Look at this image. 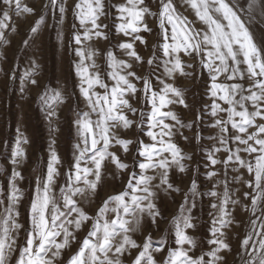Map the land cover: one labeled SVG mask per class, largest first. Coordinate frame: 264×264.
Returning <instances> with one entry per match:
<instances>
[{
  "label": "snow or ice",
  "instance_id": "6c2138e0",
  "mask_svg": "<svg viewBox=\"0 0 264 264\" xmlns=\"http://www.w3.org/2000/svg\"><path fill=\"white\" fill-rule=\"evenodd\" d=\"M185 3L195 11L197 19L206 27L199 30L191 27L187 18L176 11L173 0H159L158 20L164 42L158 47L163 51V55L169 58L164 64V75L169 78H173L176 73L182 76L190 75L185 69L192 68L193 65L182 61L181 52L186 56L201 57L202 68L209 70L212 80L210 94L213 98L210 115L217 117L219 113L226 112L227 119H216L214 124L210 125L219 128L220 135L209 137V139L217 140L220 146L208 152L207 160L210 162V167L223 165L224 179L219 183L223 185L224 191L222 195L215 190H209L206 193L210 197L220 199L219 204L211 205L215 213L210 229L212 238L208 243L215 247L205 254L211 259H206L205 255L196 258L189 255L196 247V241L187 234L186 230L196 227L191 215V209L196 205L193 202L190 207H186L189 197L185 194V204H181L180 213L173 219L174 243L177 247L168 250V257L164 264H217L218 261L223 260V257L219 255L220 252L231 251L229 245L222 239L224 236L222 229L232 222L229 219L231 212L227 206L229 203L233 205L239 203L237 200H232L229 194L227 179L229 166L236 164L239 168L246 169L252 177L244 183L252 189L254 195L245 192L244 197L248 198L251 195L253 215L257 212L260 201L264 199V123L256 124L257 118L264 120V47L257 46L249 26L228 0H185ZM3 5L12 9L16 15L32 14L34 11L28 6H22L21 0H3ZM56 7L59 8L62 21L63 14L67 10L64 0H61L59 5L58 0H48V4L45 5V8ZM248 8L250 13L258 9L261 17L264 18V0H250ZM72 11L79 21L80 28L83 29L82 34L79 31L73 34L74 43L81 46L75 50L80 58L76 65L77 75L80 78V93L87 101L91 113L97 115V119L93 121L90 113L85 112L76 121L78 135L84 147L81 148L80 144L75 146L79 155L75 157V163L70 166L66 187L60 189V199L63 200L64 210H61L57 198L52 193V186L58 175L55 165L59 164V158L54 151L51 152L46 178L43 181L37 180L30 205L32 227L26 234L25 246L20 249L17 264H54L61 250L69 245L70 239H75L69 226L74 225L75 229L79 230L82 224L89 220L92 221L91 230L84 238L79 250L71 256L68 264H122L120 256L130 252L131 249L138 250L132 264H156L152 252L163 251L166 241L161 239L160 247L153 248L152 239L149 236L141 246L131 238L129 233L138 230L143 216L150 217L153 224L160 216V211L154 202L156 193L152 190V181L156 179V176L147 175L148 170H162L158 173L160 184L155 187L166 186L165 191H180L169 182V169L176 166L180 172H185L187 169L181 161L190 160L191 157H185L171 141V137L175 134L173 132L175 125L165 123V120L170 118L181 127L184 125L172 111H162V109L173 103H179L185 107L187 105L180 89L160 81L163 87L158 92L154 91L150 79H143L130 71L132 64L117 59L111 51L106 55L108 67L111 69L108 76L114 81L112 86L109 87L104 83L98 70L90 72V68H97L93 59L96 53L90 49L86 52L82 44L83 41L91 40L93 37L107 39L103 29L108 25L99 23L101 16L106 17L105 3L104 0H76ZM155 15L157 14L151 12L146 0H123L116 5L115 30L125 37L132 38V42L119 43L118 48L138 63H142L143 58L135 51L134 43L137 40L146 43L139 33L151 31L146 23V17ZM10 19L9 12L4 11L0 18V40L4 38V29L8 27L7 22ZM43 22L44 17L41 16L30 32L35 34ZM166 24L171 26L170 33ZM60 37L61 34H58V38ZM86 60L91 63L86 64ZM153 62L151 59L147 61L148 64ZM30 75L31 73L25 72L24 78ZM220 76H224L227 81L236 82L218 83ZM129 77L143 81L144 95L151 103V112L147 116L146 135L154 143L144 144L143 141H138L139 156L144 158L140 162L134 160V164H138L140 169L139 174L131 173L124 191L108 197L103 201L96 216L90 217L77 206L73 197L77 194L83 195L86 190L95 192L101 180V169L106 159L110 158L117 169L123 170L128 167L108 149L115 140L116 144L121 145L127 153L132 143L131 140L119 139L112 132V129L117 127L128 129L133 124V121L125 115V109L132 113L137 110L132 107L126 97H135L138 90ZM245 80L248 81L247 87L240 82ZM31 83L37 82L32 80ZM97 86L104 89L103 94L94 90ZM170 94L176 99L169 98ZM216 99L223 101L229 107L222 108L219 103H216ZM40 101L47 108L48 118H51L56 115L55 106L63 102V96L60 92L49 95L45 91L40 96ZM199 120L200 117L197 116V121ZM196 123L194 121L187 126L195 127ZM228 125H231L236 133L231 137L226 135ZM156 128H159L158 132L153 131ZM250 128H254L255 131L249 132ZM164 137H168V140ZM194 139L197 141L201 139L199 132L194 134ZM229 139L237 144L234 152L228 147ZM24 143H27V140L17 129V139L10 158L13 168L9 178L8 204L3 207V217L0 219V264H5L6 255L12 252L16 244L13 233L18 232L22 227L17 223L16 218L19 216L17 205L23 197V192L17 187L15 181L23 179L16 168L25 158L22 147ZM101 143L102 147H98ZM239 145L244 147L241 148ZM221 150L228 153L223 161L215 158V153ZM240 152L248 153L252 159H242ZM164 153L170 154V158ZM89 164L92 167H89ZM236 170L233 169V171ZM217 175L216 171L207 173L210 180ZM89 176H93L94 179L89 180ZM233 180H241V177H233ZM80 182H83L86 187H78ZM189 192L193 196L197 195L195 179L191 181ZM3 204L4 200L0 199V205ZM72 213L76 214L74 219L69 218ZM109 213L114 214L111 220L107 218ZM257 220L260 221L259 224ZM257 227L260 231H256ZM61 235L63 239L58 241L57 238ZM253 235L260 239L254 242ZM185 245L188 247L185 248ZM241 248L243 256L248 257L243 260V264H264V212L256 220L251 221V231L241 242Z\"/></svg>",
  "mask_w": 264,
  "mask_h": 264
},
{
  "label": "rangeland",
  "instance_id": "374dc122",
  "mask_svg": "<svg viewBox=\"0 0 264 264\" xmlns=\"http://www.w3.org/2000/svg\"><path fill=\"white\" fill-rule=\"evenodd\" d=\"M60 2L61 0H58V5ZM64 2L67 10L61 21V13L58 7L45 8L48 0H21L22 6H28L34 11L32 14L21 13L20 15H16L12 9L3 5V0H0V18H2L4 11H8L11 16V19L7 22L8 27L4 29V38L0 40V199L4 200V204L0 205V219L3 217V207L8 204L9 178L13 168L10 158L17 139V129H19L22 137L27 140V143L22 144L25 158L16 168L23 179L15 181L17 187L23 192V197L17 205L19 216L16 218L17 223L22 227L18 232L13 233L16 244L13 246L12 252L6 255L5 264H17L20 249L25 246L26 234L32 227L30 217L31 201L37 180L43 181L46 178L51 152L54 151L59 158V164L55 165L58 175L55 177L52 193L57 198L61 210H64L63 200L60 199V189L66 187L70 166L75 163V157L79 155L75 146L80 144L81 148L84 147L78 135L76 121L85 112L90 113L93 121L97 119V115L91 113L87 101L80 93V78L76 70L80 58L76 55L75 50L81 46L74 43L73 34L75 31L82 34L83 29L80 28L79 21L72 11L76 0H64ZM122 2L123 0H104L106 17L101 16L99 23L108 25L107 28L103 29L107 39L93 37L91 40L83 41L82 47L86 52L90 49L96 53L93 59L97 68H90V72L98 70L104 83L111 87L114 81L108 76L111 69L108 67L106 55L111 51L117 59L132 64L130 71L135 72L137 76L143 79H150L154 91L158 92L163 87L160 81L180 89L187 107L179 103H173L163 108L162 111H172L181 124L184 125V127H181L180 124H176L170 118L165 120V123L175 125L173 128L175 134L171 137V141L185 157H191L190 160L184 159L181 161L187 169L185 172H180L176 166L169 169V182L175 188H179L180 191H165L166 186L155 187V185L160 184L158 173L162 170H148L147 175L156 176V179L152 181V190L156 193L154 202L160 211V216L157 217L155 224L152 223L150 217L143 216L138 230L129 234L141 246L149 236H151L153 248L160 247L159 241L161 239L165 240L166 244L163 251L152 252L156 264H164L168 257V250L177 247L174 243L173 219L180 213V206L185 204V194H187L189 199L186 207H190L193 202L196 205L191 209L196 227L195 229L186 230L187 234L196 241V247L189 253L193 258H196L205 255L215 247V245L208 243L212 238L210 229L215 213L211 205L213 203L219 204L220 199L210 197L206 193L209 190H215L222 195L224 188L219 181L224 179V168L222 164L210 167L207 154L214 147L220 146L217 140L209 139V137L220 135L219 128L210 125L214 124L216 119H227V113L221 112L217 117L210 115L213 103L210 94L212 80L209 70L202 68L200 64L201 57L186 56L181 52L182 61L193 65L192 68L185 69L190 75L182 76L176 73L173 78L164 75V64L169 58L165 57L163 51L158 47L164 42L160 34L158 20L159 0H146L151 12L157 15L146 17V23L151 31L139 33L146 43H141L138 40L134 43V49L143 58V62H136L118 48L119 43L132 42L131 37H125L115 30L116 5ZM228 2L249 26L257 46L264 47V18L261 17L259 10L249 12L250 0H228ZM173 3L176 5V11L179 15L186 17L191 23V27L197 30L206 27L197 19L195 11L185 3V0H173ZM41 16L44 17V22L39 25L38 31L32 34L30 29L36 25ZM73 25H75V28H73ZM166 27L170 33L171 26L166 24ZM58 34H61L60 38H58ZM25 41L28 42L25 43ZM149 59L154 62L148 64ZM85 63L90 64L91 61L86 60ZM25 72H29L31 75L24 78ZM129 79L136 85L138 90L135 97H126L132 107L137 110L132 113L125 109V115L133 121V124L128 129L117 127L112 129V132L119 139L131 140L132 143L129 145L127 153L121 145L116 144L115 140L112 141V145L108 149L110 153H115L120 161L128 167L123 170L117 169L110 158L106 159L103 162L101 180L95 192L86 190L83 195L77 194L73 197L77 206L90 217L96 216L103 201L108 197L124 191L131 173L139 174L140 169L138 164H134V160L140 162L144 158L139 156L138 141H143L144 144L154 143L146 135L148 131L147 116L151 112V103L144 95L143 81L134 77H129ZM32 80L37 83H31ZM217 82L231 84L236 81H227L224 76H220ZM240 82L245 87L248 86L247 80ZM94 90L101 94L104 92V89L98 86ZM45 91L49 95L60 92L63 96V102L55 106L56 115L51 118H48L47 108L40 101V96ZM169 98L176 99L171 94ZM216 103H219L225 109L229 107L219 99H216ZM249 110H252L251 106H249ZM197 116L200 117L199 121H197ZM194 121L197 122L195 127L187 126ZM261 123H264V120L257 118L256 124ZM153 131L158 132L159 128L153 129ZM253 131H255L254 128L249 129V132ZM197 132L201 136L199 141L194 139V134ZM234 134H236L235 131L231 128V125H228L226 135L231 137ZM164 139L168 140V137H164ZM98 147H102V143ZM228 147L234 152L237 144L229 139ZM239 147L243 148L244 146L239 145ZM164 155L170 158V154L164 153ZM227 155V152L221 150L215 153V158L223 161L227 158ZM240 156L245 160L252 159L245 152H240ZM88 166L92 167L91 164ZM233 169L237 170L233 171ZM208 171H216L218 175L210 180L207 177ZM236 176L241 177V180H233V177ZM88 179L93 180L94 177L89 176ZM193 179L197 183L196 196L189 192ZM227 179L231 199L237 200L239 203L234 205L229 203L227 206L231 212L229 219L232 222L228 227L222 229L224 233L222 239L229 245L231 251L220 252L219 255L223 257V260L218 261L217 264H243V260L248 259V257L243 256L241 242L251 231V221L256 220L264 212V199L260 201L258 210L253 215L251 212V195L248 198L244 197L245 192L254 195L252 189L244 183V181L252 179L247 170L239 168L236 164H231ZM77 186L80 188L86 187L83 182H80ZM75 215V213H72L69 218L74 219ZM113 216V213H109L107 218L111 220ZM127 219L131 218L127 217ZM259 223L260 221L257 220V224ZM91 227V220L82 224L79 230H76L74 225L69 226V230L72 231L75 239H70L69 245L61 250V254L54 261V264H68L71 256L79 250ZM256 231H260L259 227ZM62 239V235L57 238L58 241ZM259 239L260 237L253 235L254 242ZM184 247L187 248L188 245ZM137 254V249L125 252L120 256L122 264H132ZM205 258L211 259L206 255Z\"/></svg>",
  "mask_w": 264,
  "mask_h": 264
}]
</instances>
